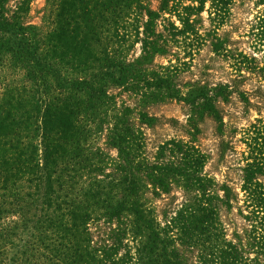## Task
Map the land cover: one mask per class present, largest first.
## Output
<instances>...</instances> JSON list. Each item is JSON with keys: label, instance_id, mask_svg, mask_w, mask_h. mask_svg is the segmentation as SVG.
I'll return each instance as SVG.
<instances>
[{"label": "trees", "instance_id": "obj_1", "mask_svg": "<svg viewBox=\"0 0 264 264\" xmlns=\"http://www.w3.org/2000/svg\"><path fill=\"white\" fill-rule=\"evenodd\" d=\"M33 1L0 0V66L21 71L0 90V264H264V123L235 164L226 137L208 150L197 122L151 109L183 99L170 70L147 66L167 49L155 25L195 22L207 0H97L111 21L143 14L147 37L141 56L90 68L56 55L54 29L35 22L94 0H46L40 21ZM211 1L223 16L237 0ZM213 92L201 84L187 102L223 125ZM164 126L177 133L150 136ZM212 160L227 161L222 178Z\"/></svg>", "mask_w": 264, "mask_h": 264}, {"label": "rangeland", "instance_id": "obj_2", "mask_svg": "<svg viewBox=\"0 0 264 264\" xmlns=\"http://www.w3.org/2000/svg\"><path fill=\"white\" fill-rule=\"evenodd\" d=\"M187 4L198 5L199 2L187 0ZM205 5L201 14L193 16L195 22H181L174 15V22H157L155 25L154 32L160 36L159 42L166 41L167 49L165 54L155 56L147 66H164L170 70L174 86L183 95L181 98L187 100L160 101L155 105L152 103L151 109L181 123H187L188 119L197 122L202 130L200 142L208 150L215 147L217 138L226 137L236 149L235 152L229 151V157L233 163L239 164L242 163L243 151L247 150L246 156L255 152H250L245 130L264 123V3L237 0L223 16L215 14L211 0H207ZM45 6L46 0L33 1L31 15L35 21L41 20L39 16L46 12ZM53 14L51 20L54 22L35 23L52 27L55 54L74 57L76 64L79 60V64L86 63L85 68H90L99 64L107 54L129 58L143 54L142 40L147 37L143 14L111 21L103 17L97 0L91 4L70 1ZM20 79L17 63L10 66L4 62L0 66V90L6 92L9 89V92ZM201 84L215 89L214 103L218 114L224 118L223 125L208 117L205 106L187 102L189 94ZM152 133L150 136L154 139L163 140L165 133L175 135L177 132L164 126ZM98 142L94 143V148L98 147ZM111 149L117 153L116 149ZM226 162L212 160L207 170L222 178ZM233 174L236 182L242 180L239 172ZM176 194L181 196L179 192Z\"/></svg>", "mask_w": 264, "mask_h": 264}]
</instances>
